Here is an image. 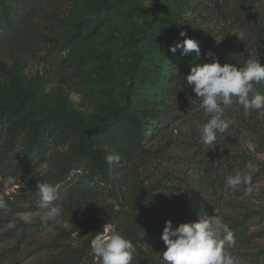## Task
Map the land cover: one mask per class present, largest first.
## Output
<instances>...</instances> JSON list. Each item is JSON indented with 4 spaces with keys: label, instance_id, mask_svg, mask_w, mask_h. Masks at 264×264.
I'll return each mask as SVG.
<instances>
[{
    "label": "rangeland",
    "instance_id": "374dc122",
    "mask_svg": "<svg viewBox=\"0 0 264 264\" xmlns=\"http://www.w3.org/2000/svg\"><path fill=\"white\" fill-rule=\"evenodd\" d=\"M33 1L0 0V264H101L91 241L105 229L131 241V264H167L165 222L214 214L234 264H264V115L233 98L229 129L205 145L210 117L183 79L214 57L264 63V0ZM186 38L200 56L170 51ZM237 170L251 183L233 190ZM37 181L62 208L47 224Z\"/></svg>",
    "mask_w": 264,
    "mask_h": 264
},
{
    "label": "clouds",
    "instance_id": "9594fccd",
    "mask_svg": "<svg viewBox=\"0 0 264 264\" xmlns=\"http://www.w3.org/2000/svg\"><path fill=\"white\" fill-rule=\"evenodd\" d=\"M244 41L243 32L237 33ZM182 37H187L186 31H181ZM219 42V41H217ZM181 50V55H188L193 51L197 56L201 55L199 44L193 38H186L171 46L170 51L176 53ZM208 56H213L211 52ZM187 86L200 98L205 114L210 118L199 128L201 142L205 145H213L218 133H224L229 129L230 120L222 119L223 106L234 102L242 106L244 115H251L253 111L264 115V94L254 90V84L264 81V63L259 57L248 55L244 62L237 66L235 63L224 62L218 58L195 64L190 73L183 78ZM251 94V95H250ZM69 99L78 103L80 97L71 92ZM118 154H108L107 163L120 162ZM111 170V169H110ZM111 178V177H110ZM14 182L12 177L5 180V187ZM251 177L237 170L235 174L228 175L225 180L226 187L235 190L241 185H250ZM36 189L39 195V207L44 209L40 220L47 224L62 213V208L54 203L58 199L57 189L46 182L37 181ZM253 189L247 188L251 195ZM0 210L9 212L10 208L2 196H0ZM11 226V225H10ZM166 250L162 252L163 260L167 264H234L233 258L226 254L225 247L235 244L233 232L222 217L214 214L202 216L198 221L183 222L173 228V222L169 219L161 236ZM92 252L98 257L101 264H131L134 246L119 231L107 229L103 234H98L91 241Z\"/></svg>",
    "mask_w": 264,
    "mask_h": 264
},
{
    "label": "trees",
    "instance_id": "16d2710c",
    "mask_svg": "<svg viewBox=\"0 0 264 264\" xmlns=\"http://www.w3.org/2000/svg\"><path fill=\"white\" fill-rule=\"evenodd\" d=\"M49 1L50 0H37L36 2H35V0L33 1V3L35 4V5H37V6H40V8L41 7H45V5L47 4V3H49ZM36 7V6H35ZM15 31V29L13 28L12 30H11V33L12 32H14ZM8 33V31H2L1 30V28H0V42H2L3 41V39L5 38V37H7V34ZM264 85V81H262L261 83H259V84H254V88H256V89H260L262 86ZM258 87V88H257ZM64 175H65V172L64 171H62L59 175H58V180L61 182V181H64ZM36 178H38L39 180H41V181H44L45 179L43 178V177H36Z\"/></svg>",
    "mask_w": 264,
    "mask_h": 264
}]
</instances>
